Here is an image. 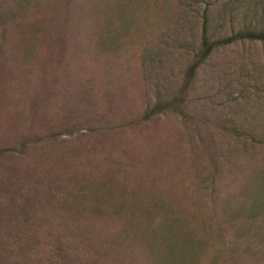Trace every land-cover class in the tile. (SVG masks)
I'll return each mask as SVG.
<instances>
[{"label": "rangeland", "instance_id": "1", "mask_svg": "<svg viewBox=\"0 0 264 264\" xmlns=\"http://www.w3.org/2000/svg\"><path fill=\"white\" fill-rule=\"evenodd\" d=\"M51 1L60 3L63 40L52 38L56 17L42 0H0V177L10 169L0 189V264H111L103 229L145 240L149 196L168 188L198 220L197 187L216 171L233 182L220 184L226 202L256 203L227 209V222L248 239L246 257L262 263L264 242H250L264 237V219L252 231L233 220L264 206V149L237 172L221 126L264 124V41L213 48L189 86L185 76L201 56L204 25L212 40L264 29V0ZM181 94L178 113L148 115Z\"/></svg>", "mask_w": 264, "mask_h": 264}, {"label": "trees", "instance_id": "2", "mask_svg": "<svg viewBox=\"0 0 264 264\" xmlns=\"http://www.w3.org/2000/svg\"><path fill=\"white\" fill-rule=\"evenodd\" d=\"M42 3L44 4L42 11H46L57 6L58 2L42 0ZM65 4L66 3H63L64 6ZM191 4L192 3H189L188 6L191 7ZM53 11L54 8L52 9V12ZM53 13L56 17V22H52V26L55 30L50 24L52 38L55 39L57 34L59 40H63L62 36L65 35L66 38L67 34L66 30L63 29L65 33L62 32L59 26L62 22L60 20V15H62V13L59 15L58 9ZM47 15L51 21V15ZM86 21H88V18ZM65 23H67V21ZM58 29L60 30L56 31ZM201 33V56L187 69L185 76L186 86L192 83L196 68L199 66L200 62L205 60L213 48L244 39L264 41V29H245L237 31L230 37H226L222 40L210 39L207 36V26L205 25ZM54 50L55 49H53L52 52H54ZM181 99L182 94L180 97L173 96L168 99V101H158L149 110L148 115L151 116L152 114L155 115L166 111L178 113V105L183 102ZM221 129L225 136L232 139L229 141L232 146L228 145L227 142V145L231 147L232 156H230V158L232 159L226 163H234L238 158L240 159V163L233 164L235 167L232 169H236L238 172L240 168L241 170L242 168L250 169L251 166L258 164L261 158L259 152L264 149V124H250L246 125V127H242L238 124H228L221 126ZM238 148H240L239 152H237ZM211 158L212 161H216V156H211ZM9 171L10 169L5 170L3 174L6 175L10 173ZM242 172L246 174L247 170ZM2 175L0 177V189L7 185L6 179ZM203 182L204 181L201 182L202 185ZM210 182L211 183L207 186L197 187V191L202 195L201 199L204 201L203 204L197 205V215H200L197 217L198 220H196L192 204L179 201L178 199L174 202L173 198H180L181 196L168 188L164 189L167 195L163 194L160 189V194L152 192V195L149 196L148 203L146 204L148 208L145 213L143 211L145 215L144 225L147 227L145 240H133L131 242L132 239H128V236L121 235V232L118 229H114V227H112V229H103L99 238H102V242L104 243L105 241L109 242L108 248H103V250L110 249L109 252L106 253L108 261H110L111 264H264V260L262 263H259V261L253 262L250 257H246L247 252L243 250L242 244L245 242L247 243L248 239L242 240L239 236L232 235L230 233L232 231V226L227 222L229 221L227 217H231L228 215L232 210L231 208H237V205L242 202L244 208H257L256 203L246 200L247 195L243 199L239 198L238 195H234L230 198V201L232 200L231 202H226L225 198L222 196L227 189L224 187L222 189L220 184L223 182V185L229 188L233 182L220 179L218 171L215 172L214 176L210 177ZM97 184L99 183H96V185ZM97 190L100 189L98 188ZM73 196L75 195L72 193L69 197ZM206 196H208L209 199H206ZM166 199L169 201L167 202ZM227 203H230V205H227ZM227 209H229V212ZM252 213L249 218L244 217L245 213L233 221H235V224L242 222L247 224V226H254L253 224H255L254 228L251 227L253 229L250 231H252L256 227H259V221L264 219L261 218L264 216V206L260 205L258 211L256 210L254 214ZM75 218L74 215L73 219L75 220ZM76 219H78V217ZM199 222L202 225L206 224V227L210 228V235L203 230L204 227L200 230ZM156 227L158 230L154 234L151 230ZM262 229L264 228L259 227L260 232ZM187 235H192V238L185 240L184 236L187 237ZM208 235L211 236L210 239H208ZM144 242L147 247H145V245L143 247ZM261 242H264V237L262 239L254 237L250 243ZM101 245L102 244L99 246ZM149 245H151V247ZM152 249H156L155 251L160 259L156 260V256L151 254L150 251Z\"/></svg>", "mask_w": 264, "mask_h": 264}]
</instances>
